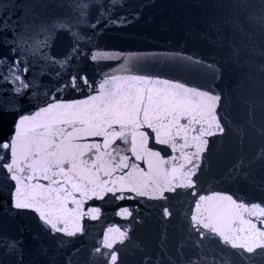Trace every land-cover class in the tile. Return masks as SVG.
I'll use <instances>...</instances> for the list:
<instances>
[{"label":"snow or ice","instance_id":"6c2138e0","mask_svg":"<svg viewBox=\"0 0 264 264\" xmlns=\"http://www.w3.org/2000/svg\"><path fill=\"white\" fill-rule=\"evenodd\" d=\"M230 7L209 22L215 39L208 33L203 38L226 46L239 63L249 30L259 25L264 32V0ZM250 7L259 11H246ZM139 18L127 0H0V115L15 118L12 132L0 140V216L16 221L30 215L35 221L29 264H117L135 239L131 224L123 231L108 226L86 258L72 247L88 234L83 218L101 216L103 205L89 202L147 197L164 201L167 220L173 217L168 194L187 189L194 209L178 214L172 225L181 237L175 250L165 224L155 254L132 244L144 253L142 264H264V227H258L264 225V199L203 194L202 177L216 150L209 138L234 132L241 145L244 140L243 126L232 118V90L222 83V66L181 47L166 53L165 62L195 73L191 80L126 68L148 57L101 50L100 41ZM119 60L128 74L100 71L93 77L86 71L89 62ZM249 112V126L256 128L251 106ZM256 131L264 136V127ZM257 162H264V148L215 179L254 177ZM258 186L264 190V181ZM116 215L127 219L133 213L125 206ZM25 231L0 227V264H25ZM45 236L54 246L44 243Z\"/></svg>","mask_w":264,"mask_h":264},{"label":"water","instance_id":"95a60500","mask_svg":"<svg viewBox=\"0 0 264 264\" xmlns=\"http://www.w3.org/2000/svg\"><path fill=\"white\" fill-rule=\"evenodd\" d=\"M240 2L241 0H127L131 8L140 11V18L127 27L107 31L100 45L101 50H118L125 54L136 53L148 57L135 66L131 63L126 65V68L134 67L136 71L159 73L161 78L181 77L191 80L195 77V73L179 68L171 62H165L166 53L181 47L184 52H196L205 59L212 58L218 61L222 66V83L232 90V118L234 123L243 126L244 140L241 145L240 137L234 132H229L223 138H209L210 145L215 141L216 150L211 153L208 171L202 177V188L205 190L203 194H210L213 191L229 194L238 192L250 200L258 201L264 199V190L258 186L260 181H264V162H257L252 166L256 170L254 177L244 179L237 176L235 180L225 178L220 182L215 179L224 176L241 158L248 164L257 151L264 148V136L257 134L256 131V128L264 127V72L260 71V65H264V32L259 25H254L249 30L250 38H244L243 43L247 47L239 63L231 58L226 46L214 47L208 39L203 38L208 33L215 39L209 22L217 17H224L226 13L233 11L230 5ZM249 3L258 5L259 0H249ZM246 11L258 12L259 8L250 7ZM123 63V60L99 64L89 62L86 71L93 77H98L100 71L126 75L128 73L121 69ZM250 106L251 121L256 128L249 126L248 123ZM14 119L10 115H0V140L12 132ZM189 191L177 189L176 192L168 194L170 199L167 203L173 211V217L167 220L162 216L161 204L164 201L149 200L147 197L120 201L114 198L109 200L106 197L107 203L99 200L90 201L89 204L103 205L101 216L97 220L83 218L81 223L87 225L88 234L74 240L72 247H80L81 257L86 258L96 245L97 239L103 238L108 226H119L123 231L131 224L132 228L129 231L135 238L132 244L142 243L155 254L161 230L167 224L168 243L174 251L175 243L181 237L172 225L176 223L178 214L194 209L192 201L195 197L189 195ZM125 206L133 213V216L127 219L116 215V212ZM87 207L88 205H85V210ZM134 218H137L138 222L133 223ZM19 226L26 228L24 236L28 254L25 257V264H29L35 255L36 246L31 233L39 230L35 221L30 215H22L16 221L9 220L7 216H0V227L5 230L19 234ZM258 227L264 225L258 224ZM43 239L45 244L54 246L52 239L46 236ZM132 244L120 253L117 264H142L144 253L133 250ZM34 264L43 262L36 260ZM60 264H63L62 260Z\"/></svg>","mask_w":264,"mask_h":264}]
</instances>
